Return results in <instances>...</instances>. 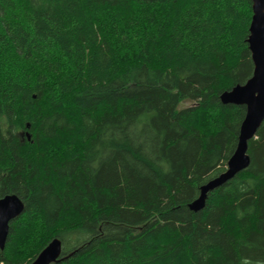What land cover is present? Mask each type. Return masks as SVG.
Returning a JSON list of instances; mask_svg holds the SVG:
<instances>
[{
  "label": "trees",
  "instance_id": "16d2710c",
  "mask_svg": "<svg viewBox=\"0 0 264 264\" xmlns=\"http://www.w3.org/2000/svg\"><path fill=\"white\" fill-rule=\"evenodd\" d=\"M251 0H0V264H264V120L226 169ZM182 103H187L181 106Z\"/></svg>",
  "mask_w": 264,
  "mask_h": 264
},
{
  "label": "water",
  "instance_id": "95a60500",
  "mask_svg": "<svg viewBox=\"0 0 264 264\" xmlns=\"http://www.w3.org/2000/svg\"><path fill=\"white\" fill-rule=\"evenodd\" d=\"M252 16L249 34L246 39L250 51L253 72L243 84H236L220 94L222 103L245 105V115L240 124L236 148L227 161L226 169L211 178L200 187L197 198L190 208L198 210L203 207L207 192L220 186L250 164L248 141L256 134L264 120V0H251ZM24 210L22 200L16 194L0 197V248L4 247L9 222ZM61 253V240L53 238L29 264H50Z\"/></svg>",
  "mask_w": 264,
  "mask_h": 264
},
{
  "label": "rangeland",
  "instance_id": "374dc122",
  "mask_svg": "<svg viewBox=\"0 0 264 264\" xmlns=\"http://www.w3.org/2000/svg\"><path fill=\"white\" fill-rule=\"evenodd\" d=\"M185 105H187V103H182V104H181V106H185Z\"/></svg>",
  "mask_w": 264,
  "mask_h": 264
},
{
  "label": "bare ground",
  "instance_id": "6f19581e",
  "mask_svg": "<svg viewBox=\"0 0 264 264\" xmlns=\"http://www.w3.org/2000/svg\"><path fill=\"white\" fill-rule=\"evenodd\" d=\"M213 191V190H212Z\"/></svg>",
  "mask_w": 264,
  "mask_h": 264
}]
</instances>
